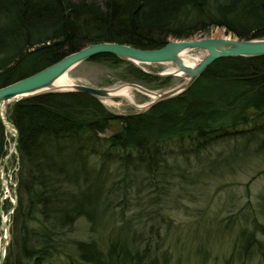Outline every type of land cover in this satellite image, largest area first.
Returning a JSON list of instances; mask_svg holds the SVG:
<instances>
[{
    "label": "trees",
    "instance_id": "obj_1",
    "mask_svg": "<svg viewBox=\"0 0 264 264\" xmlns=\"http://www.w3.org/2000/svg\"><path fill=\"white\" fill-rule=\"evenodd\" d=\"M218 26L263 36L264 0H0V86L89 43L155 48ZM88 60L150 89L170 80L110 53ZM3 115L18 138L8 157L16 204L2 264H178L171 259L180 236L169 243L163 212L166 200L177 201L176 184L194 185L228 156H264V54L217 58L183 91L138 113L67 90L18 98ZM9 138L0 119V169ZM2 188L0 180V200ZM257 198L239 212L222 264L264 262V190ZM7 206L5 198L0 222ZM80 220L83 237L74 234Z\"/></svg>",
    "mask_w": 264,
    "mask_h": 264
},
{
    "label": "rangeland",
    "instance_id": "obj_2",
    "mask_svg": "<svg viewBox=\"0 0 264 264\" xmlns=\"http://www.w3.org/2000/svg\"><path fill=\"white\" fill-rule=\"evenodd\" d=\"M218 30L234 35L226 31L224 27L218 26L210 28L208 32L196 33L192 36H209ZM202 51L201 49H191L187 50L186 53L189 56H195ZM169 64L171 63L156 62L141 65L146 70L162 72ZM114 71L115 69L105 63L88 60L82 61L75 68L68 70L67 74L74 82L99 87L125 83L126 81H120L116 78ZM166 76H169L170 79L168 84L152 90L168 88L184 79L182 75L169 74ZM147 98L145 94L139 91H135L133 94V100L139 104L145 102ZM112 99L116 104L103 102L102 98L99 100L109 110L119 114L146 109V107H137L121 97H113ZM11 101L13 100L6 102L3 109ZM118 126L119 123L114 122L104 132L109 134ZM7 132L9 137L12 136L9 131ZM12 146L13 140L9 138L8 156L5 165L0 169V180L3 187L2 203L5 198L9 202L14 199L12 185L14 184L13 172L16 167L15 162L8 158ZM219 147L220 145L216 149H219ZM226 161L228 162L213 165V174L201 175L199 182L194 185L183 184L184 186H180L176 184L178 191L174 195L177 201L173 204H169L168 200L165 201L163 212L169 216L171 221V234L167 240L171 244L174 240V234L177 235L178 233L180 236L177 243L178 247L175 251L172 250V261L177 260L178 264H222L223 256L227 254L238 230L241 217L239 212H244V208L252 209L253 206H256L258 194L264 190V156L250 155L244 160L242 154L238 153L234 158L228 156ZM3 205L6 206V201ZM262 207L264 208V201ZM10 209L11 206L1 209V218L7 220L8 226ZM258 219L264 222V217L258 216ZM86 228L85 221L80 220L74 234L80 237L86 236ZM2 235L3 232L0 229V253L3 248ZM193 235H195V240L191 239V237H194ZM6 236L8 240V228ZM188 240L191 241V244ZM197 243H203L208 250L204 248V251L196 252L194 245H197ZM255 263L264 264L262 257L256 256Z\"/></svg>",
    "mask_w": 264,
    "mask_h": 264
},
{
    "label": "water",
    "instance_id": "obj_3",
    "mask_svg": "<svg viewBox=\"0 0 264 264\" xmlns=\"http://www.w3.org/2000/svg\"><path fill=\"white\" fill-rule=\"evenodd\" d=\"M191 49H201L206 54L195 64L188 65L182 61L179 54L183 51ZM100 53H110L123 60L129 61L136 65L138 68L158 76H166L169 74L182 75L183 80L179 83L170 86L165 89H158L157 97L149 101L143 107H149L152 103L174 96L186 87H188L193 80L201 74L204 68L212 61L220 57L228 56H255L264 54V35L255 38H239L232 34L223 33L220 36L213 35H198L187 38H171L168 39L162 46L155 48H142L125 43H118L112 41H100L86 44L85 46L69 52L56 61L44 66L43 68L12 81L8 84L0 86V119L7 131L13 136V146L10 152L16 151L15 145L17 143L18 132L15 126L7 121L3 115V106L10 100H16L21 97H26L46 91H67V90H79L96 96L97 98H103L110 95L108 87L93 86L81 82H70L67 88H46L53 80H55L62 73L67 72L81 61L91 58ZM162 63L170 62L174 64L178 71H162L154 72L146 70L141 64L149 63ZM129 85L136 86L140 89L151 90L141 84L135 82H125ZM110 87V86H109ZM140 110L130 113H138ZM6 155L3 158L2 166L5 165ZM0 200V206L2 204ZM16 204V197L12 201V207L8 213L10 214ZM8 223L5 218L1 219L0 229L3 232L2 235V251L0 253V264H2L5 247L7 244L6 230Z\"/></svg>",
    "mask_w": 264,
    "mask_h": 264
},
{
    "label": "bare ground",
    "instance_id": "obj_4",
    "mask_svg": "<svg viewBox=\"0 0 264 264\" xmlns=\"http://www.w3.org/2000/svg\"><path fill=\"white\" fill-rule=\"evenodd\" d=\"M222 34L223 32L221 30H218L213 34V36H220ZM205 54L206 52L202 51L195 56H189L187 55L186 51H183L179 54V56L184 63L188 65H195ZM164 71L168 72V71H178V70L176 69L174 64H169V66ZM72 81L73 80L69 77L67 72H65L62 73L60 76H58L55 80H53L46 88H58V89L67 88L70 85V82ZM108 90L110 91V95L103 97L102 98L103 102L116 104V102L112 98L121 97L137 107H143L149 101L155 99L157 97V91H158V90L151 91V90L140 89L136 86L129 85L127 83L112 85L108 87ZM135 91H139L145 94L148 97L147 100L141 104L136 103L133 100V94Z\"/></svg>",
    "mask_w": 264,
    "mask_h": 264
}]
</instances>
